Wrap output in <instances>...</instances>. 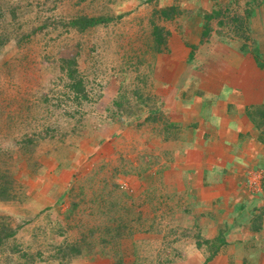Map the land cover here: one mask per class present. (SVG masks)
<instances>
[{
    "label": "rangeland",
    "instance_id": "obj_1",
    "mask_svg": "<svg viewBox=\"0 0 264 264\" xmlns=\"http://www.w3.org/2000/svg\"><path fill=\"white\" fill-rule=\"evenodd\" d=\"M174 1L167 25L182 39L195 29L197 42L184 43L193 56L233 73L240 96L261 92L264 0H207L212 17L195 0ZM163 8L157 0H0V192L8 193L0 264H202L219 249L234 264H264V116L243 147L255 164L242 162L246 175L235 166L222 190L231 211H215L221 197L206 186L212 180L202 183L207 163L223 158L198 148L194 119L175 124L187 122L178 110L217 91L215 69L195 73V64L182 89L160 81L168 35L159 42L154 30L166 27ZM84 16L104 20L72 24ZM235 52L246 58L238 69ZM234 181L241 191L232 193Z\"/></svg>",
    "mask_w": 264,
    "mask_h": 264
},
{
    "label": "crops",
    "instance_id": "obj_2",
    "mask_svg": "<svg viewBox=\"0 0 264 264\" xmlns=\"http://www.w3.org/2000/svg\"><path fill=\"white\" fill-rule=\"evenodd\" d=\"M160 1L162 4V7H169L174 6V0H157ZM209 2L211 0H208ZM195 3L200 4L198 8L204 7V9L209 10L212 7L210 5H207V0H195ZM211 12H213V9L211 8V11L209 10V13L206 12V16L210 15ZM202 14V12H200ZM208 13V14H207ZM198 16H201L199 13ZM175 19V16L172 18H164V21L166 22L165 28L163 29V26H156L158 28H162L163 30H166V33L168 35L167 39V45H169V52L164 55L166 59L159 65L157 69L156 76L159 77L160 81L164 83H168V87L170 88H176V89H182V85H189L193 82V79L197 76L196 74L191 76L192 70L195 68V64L198 66L197 70L199 69L206 70L207 68H212L215 70L209 71L210 78L213 79L215 82L218 81V87L217 91L213 93L212 96H196L194 98V108L192 105V108L186 110L184 108H181L179 113L184 116L185 121L183 122L179 120L177 117L175 119L176 125H181L187 128V125L189 122V119H194L191 121L193 123H190L193 130V135L195 137L196 144H200L198 148H206L209 150H213L211 156L217 157L218 154L220 157H222V162L219 164H214V162L211 161L210 163H207L206 169H210L209 173H206L205 178L203 179V183L205 184V179L212 180L211 184H208L206 186L214 187L216 190V193L220 195L221 198L216 201L214 204L215 211L220 209L221 211L225 210L227 213L228 211H231L230 199L224 198V195L222 196V190L224 186L226 185V181H229L232 176L235 166H238V170L240 169V172H244L243 169L246 168L242 162H245L248 166H251L255 164V159L252 157L247 156V151L243 148L244 146L248 145L250 143V140L252 138L247 137V135L254 134L257 130L254 126V120L252 121L251 115L255 114L257 115V112L259 114V111L257 110L258 107L264 102V71L260 73V77L262 78L261 86L262 91L260 92V88L255 91L257 94H254V90H249L247 93H245L243 96L239 95V86L236 84L237 81L233 80L234 76L230 74L229 78L224 77L221 75L220 72L221 69L218 65L213 64V60L210 58L209 60H206L207 57L198 53H194L200 58L199 60L193 58L192 49L190 47H186L184 43H190L192 45L195 44V41L197 42L198 34L195 32V29L192 28V35L189 36V38L186 35V32L184 31V37L181 38L182 35H179L174 32L167 23L170 21H173ZM161 22V23H162ZM204 29V26H203ZM189 33V32H188ZM209 45V43H208ZM203 43L199 46L202 47ZM232 49V48H231ZM236 51V50H235ZM236 53V52H235ZM233 54V55H232ZM233 60L231 61L230 66L232 69H238L240 68V65L242 62H246V58L243 57L239 53H232ZM228 56L229 54H225ZM191 56V59H190ZM202 56V59H201ZM206 57V58H205ZM224 62V61H223ZM163 64V65H162ZM221 67V66H220ZM202 71V72H203ZM214 71H217L214 72ZM225 73V71H224ZM207 75V73H206ZM193 77V79H192ZM233 78V79H232ZM233 80V81H232ZM220 81L223 83L220 85ZM183 86V87H185ZM254 88L252 85L250 87ZM263 92V93H262ZM257 97V98H255ZM169 100V97H168ZM173 102V101H172ZM264 105V104H262ZM261 105V106H262ZM178 107V105H176ZM185 110V111H184ZM194 112V116L193 113ZM190 113L192 114L190 116ZM184 124V125H183ZM258 138V137H257ZM185 141H188L184 138ZM237 148L242 149V152H238L236 150ZM239 149V150H240ZM258 149L261 150L260 147ZM199 151V150H197ZM262 151V150H261ZM230 152H232L235 156H238L237 159H233L230 155ZM236 160L239 162V164L234 165L236 163ZM249 169V168H248ZM247 174V169L245 170L243 175ZM242 178V177H241ZM261 188L262 193H264V178L261 179ZM242 181V179H240ZM236 182L232 184L233 189L232 193H235L240 188L242 182ZM203 186V185H202ZM204 190V186L202 187V191ZM232 193H230L232 195ZM259 193V192H258ZM260 194V193H259ZM237 195V194H236ZM234 196V195H233ZM258 197V196H257ZM264 198V197H263ZM248 203L250 205H247L246 208L249 210L250 208H255L259 203V198L256 199H250L248 200ZM259 208L264 209V206H261ZM223 209V210H222ZM224 213V211H223ZM231 223V219H229ZM248 224V223H247ZM264 228V216L261 220V228L258 231L263 230ZM230 230V226L227 228L226 231H224V235H228ZM244 241H242L243 243ZM241 243V244H242ZM228 247V246H225ZM241 252L244 254L245 249L244 247H240ZM222 249H219V252L214 256V258H211V260L208 258L204 259L202 264L204 263H210L213 264L212 260L218 257L223 258L227 261L226 264H234L233 257L226 254H221ZM250 254H248L249 256ZM239 258V255L235 258L236 261Z\"/></svg>",
    "mask_w": 264,
    "mask_h": 264
},
{
    "label": "trees",
    "instance_id": "obj_3",
    "mask_svg": "<svg viewBox=\"0 0 264 264\" xmlns=\"http://www.w3.org/2000/svg\"><path fill=\"white\" fill-rule=\"evenodd\" d=\"M176 12H177V9H176L175 6H169V7L163 8L159 13H160V16H162L164 18H171V17L174 16V14H176ZM215 12H217V11H215ZM207 16L212 17V14L211 15H207ZM205 18H206V21L204 23V29L202 31V34L204 36H206L208 34V32H209V19H208V17H205ZM103 20L104 19L102 17L96 18V17H86V16H84V17H81V18H77L76 20L73 19L72 20V24L78 26L81 29H85V28H87L89 26H93L96 23H99L100 21H103ZM162 32H163L162 28L161 29L160 28H155V30H154V34L157 36V39H158L159 42L160 41L162 42V40H163ZM71 77H73V76H71ZM81 84L82 83H80V82H76V83H74L72 85H73L74 89L79 91L77 89V87L81 86ZM263 108H264V105H263L262 109L260 107H258L257 110L259 111V114L257 112V115H256V113L251 115L252 121L254 120V123L258 127H260L263 124V121H262V118L264 116V109ZM7 194L8 193H5V192L1 193L0 192V196H3V195L7 196ZM253 229L255 230L254 227H253Z\"/></svg>",
    "mask_w": 264,
    "mask_h": 264
},
{
    "label": "built area",
    "instance_id": "obj_4",
    "mask_svg": "<svg viewBox=\"0 0 264 264\" xmlns=\"http://www.w3.org/2000/svg\"><path fill=\"white\" fill-rule=\"evenodd\" d=\"M255 180H257V177L254 178ZM256 181H251V184H255Z\"/></svg>",
    "mask_w": 264,
    "mask_h": 264
}]
</instances>
